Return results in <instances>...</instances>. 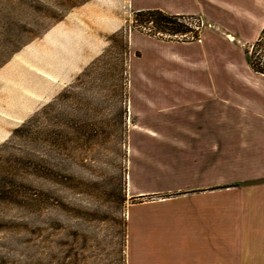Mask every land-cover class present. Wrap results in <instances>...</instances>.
<instances>
[{
  "label": "rangeland",
  "instance_id": "obj_1",
  "mask_svg": "<svg viewBox=\"0 0 264 264\" xmlns=\"http://www.w3.org/2000/svg\"><path fill=\"white\" fill-rule=\"evenodd\" d=\"M191 24L176 38L131 0H0V264H127L131 36L191 42Z\"/></svg>",
  "mask_w": 264,
  "mask_h": 264
},
{
  "label": "crops",
  "instance_id": "obj_2",
  "mask_svg": "<svg viewBox=\"0 0 264 264\" xmlns=\"http://www.w3.org/2000/svg\"><path fill=\"white\" fill-rule=\"evenodd\" d=\"M131 3L205 25L131 36L127 264H264V0Z\"/></svg>",
  "mask_w": 264,
  "mask_h": 264
},
{
  "label": "trees",
  "instance_id": "obj_3",
  "mask_svg": "<svg viewBox=\"0 0 264 264\" xmlns=\"http://www.w3.org/2000/svg\"><path fill=\"white\" fill-rule=\"evenodd\" d=\"M137 12H148L151 14V16L153 15L157 25H159L161 30L166 32L168 31L169 33L177 34L193 31V29L188 24L182 21L185 17L189 16L171 15L161 10H146ZM190 17L197 18L194 16ZM194 33L196 37L199 36L197 30H194ZM252 45L253 47L251 50L250 48H246V52L249 55L250 65L255 71L264 74V28Z\"/></svg>",
  "mask_w": 264,
  "mask_h": 264
},
{
  "label": "built area",
  "instance_id": "obj_4",
  "mask_svg": "<svg viewBox=\"0 0 264 264\" xmlns=\"http://www.w3.org/2000/svg\"><path fill=\"white\" fill-rule=\"evenodd\" d=\"M191 20H193L194 21V27H195V29L197 28V29H199L200 27H201V22H202V25H203V21L200 19V18H193V17H190V18H188V20H184L185 21V23H187V24H189L187 21H190V26L192 27L193 26V24H191ZM200 23V24H199ZM173 35V34H172ZM174 36L176 37V38H184V37H187V38H190V37H188V34H181V33H177V34H174ZM191 38H193V37H191Z\"/></svg>",
  "mask_w": 264,
  "mask_h": 264
},
{
  "label": "bare ground",
  "instance_id": "obj_5",
  "mask_svg": "<svg viewBox=\"0 0 264 264\" xmlns=\"http://www.w3.org/2000/svg\"><path fill=\"white\" fill-rule=\"evenodd\" d=\"M233 40H235V39H233ZM48 77H49V76H48ZM52 80H53V79H52ZM33 92H34V91H33ZM33 92H32V93H33ZM22 95H23V94H22ZM36 96H38V95H36ZM36 96H35V97H36ZM40 99H41V98H40ZM10 118H11V117H10Z\"/></svg>",
  "mask_w": 264,
  "mask_h": 264
}]
</instances>
